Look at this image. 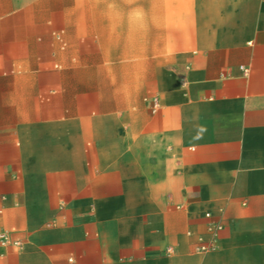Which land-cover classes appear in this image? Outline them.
<instances>
[{"label": "crops", "instance_id": "crops-1", "mask_svg": "<svg viewBox=\"0 0 264 264\" xmlns=\"http://www.w3.org/2000/svg\"><path fill=\"white\" fill-rule=\"evenodd\" d=\"M0 232V264H264V0H0Z\"/></svg>", "mask_w": 264, "mask_h": 264}, {"label": "built area", "instance_id": "built-area-1", "mask_svg": "<svg viewBox=\"0 0 264 264\" xmlns=\"http://www.w3.org/2000/svg\"><path fill=\"white\" fill-rule=\"evenodd\" d=\"M206 215L208 216L209 214L206 213ZM209 229L212 231V234L214 236V238H212L210 241L205 242L204 240H200L199 244L196 247L197 251H206L209 249H214L216 247V236H217V232L220 229V226L218 225H210ZM0 242L1 243H9L11 242V239L9 238V236L4 233V232H0ZM13 243L19 245L20 242L19 241H13Z\"/></svg>", "mask_w": 264, "mask_h": 264}]
</instances>
